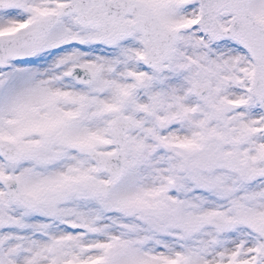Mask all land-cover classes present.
Returning a JSON list of instances; mask_svg holds the SVG:
<instances>
[{"label":"snow or ice","instance_id":"snow-or-ice-1","mask_svg":"<svg viewBox=\"0 0 264 264\" xmlns=\"http://www.w3.org/2000/svg\"><path fill=\"white\" fill-rule=\"evenodd\" d=\"M0 264H264V0H0Z\"/></svg>","mask_w":264,"mask_h":264}]
</instances>
